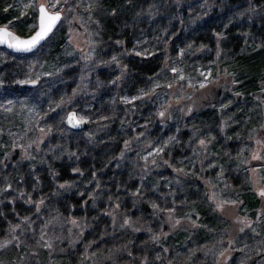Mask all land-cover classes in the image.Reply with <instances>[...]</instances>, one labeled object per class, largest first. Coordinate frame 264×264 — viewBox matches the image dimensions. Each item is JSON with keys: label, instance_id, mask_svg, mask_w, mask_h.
Wrapping results in <instances>:
<instances>
[{"label": "rangeland", "instance_id": "1", "mask_svg": "<svg viewBox=\"0 0 264 264\" xmlns=\"http://www.w3.org/2000/svg\"><path fill=\"white\" fill-rule=\"evenodd\" d=\"M2 2L18 15L0 26L20 36L36 30L39 5L61 12L62 21L32 53L0 49V61L7 63L0 66V204L23 203L5 218L0 264H264V80L246 92L241 77L226 76L232 70L221 62L228 56L214 50L197 58L184 40L175 43V53L156 75L128 89L125 58L154 51L186 22L173 34L170 21L158 24L161 31L148 26L150 32L123 50L112 40L101 42L98 18L115 12L104 0ZM226 2L173 0V6L185 10L193 24L240 15L247 32L264 25V11L242 12ZM63 26L62 55L45 65V47ZM246 39L247 49L262 47L259 37L247 33ZM206 105L214 108V121L201 125L194 114ZM70 110L85 124L83 131L64 124ZM114 126L125 137L116 163L132 166L141 186L131 210L107 190L108 220L88 214L70 220L22 179L71 154L70 143L80 135L98 141ZM14 150L21 158L8 161ZM171 161L179 170L170 171ZM14 170L19 180L10 179ZM252 197L260 205L253 207ZM145 199L151 212L140 205ZM163 210L169 213L165 223L157 217Z\"/></svg>", "mask_w": 264, "mask_h": 264}, {"label": "trees", "instance_id": "2", "mask_svg": "<svg viewBox=\"0 0 264 264\" xmlns=\"http://www.w3.org/2000/svg\"><path fill=\"white\" fill-rule=\"evenodd\" d=\"M226 1L227 5L239 8L238 10L242 12H245L246 7L254 14L256 11L259 13L264 11V0ZM104 3H109L115 12L113 15L98 18V33L101 42L105 43L106 40H112L117 47L123 50L131 49L135 39L142 38L141 36L146 29L150 32L148 26H156L161 31L158 24L167 26V22L170 21L169 27L172 26L173 32H171L173 34L176 30H179L181 20L187 23L183 24L184 27H181V31L171 39L169 35L163 39H161L163 36H157L161 37V43L157 45L154 51L141 54L134 53L125 58L123 62L128 74V89L143 86L147 79L156 75L162 67L169 63V58L175 53V43L184 40L188 42L191 51L197 55V58H203L206 54L213 56L214 50L215 55L219 53L220 55L223 54L224 57L228 56V59L221 62L223 67L232 70L226 76L231 78L232 76L229 75L241 77L243 87L247 88L246 92H254L259 87L260 81L264 80V25L258 28L253 27L252 30L247 32L248 25L244 23L245 21L240 15L225 20L227 22H216L213 18H209L203 22L193 24L186 21L185 10L173 6V0H104ZM143 12H147L149 17H142ZM13 13L18 15V12L14 11L13 5H10L8 9H4L3 2L0 0V21L2 23L9 22L13 17ZM165 13L166 16L161 18L160 16ZM253 23L256 22L253 21ZM22 31L28 33L30 29L27 31L23 28ZM159 31L158 34H160ZM65 33L66 28L63 26L54 33L46 45L43 54L46 61L45 65L55 64V59L62 55L60 47L65 39L67 40ZM247 33L249 36L259 37L262 47L256 48V50L247 49L244 46ZM170 36L172 35L170 34ZM6 65L5 60L0 61V66L4 67ZM61 72L66 73L68 71L64 68ZM234 87L238 88L235 85ZM109 94L105 95L106 99L110 96ZM219 97L220 90L215 91L213 103L217 102ZM213 114L214 108L206 105L194 114V119L196 121L198 119L201 125H210L214 121L211 118ZM118 126H114L109 133L102 132L98 141L93 140L90 143L89 138H86L84 134L80 135L78 140L70 143L71 154L55 160L52 166L43 167L38 173L30 174L27 171L22 179H26L25 182L28 181L31 188L35 186L37 195H43V198L51 200L56 212L68 216L70 220L83 217L86 214L90 218L100 216L108 220V214L110 213H107L104 209V202L106 201L104 195L107 190L115 194L116 200L121 201L123 205L125 204L126 210H131L138 199L139 194L136 190L141 186L134 178L135 172H133L134 168L132 166L125 164L121 167L116 163L115 159L121 151L122 143L125 141L121 128ZM184 132L187 131H182V133ZM177 152L174 151L172 156ZM20 155V151L14 150L6 158L12 162L14 159H20ZM176 167L175 163L171 161L170 171ZM177 170L179 169L172 171ZM19 172V170H14L10 179L19 180L21 177ZM254 202L253 207L260 205L259 197L254 199ZM149 204L147 200H142V203H140L145 212H151ZM22 205V202L14 205L11 202L0 204V235L4 233L8 226L6 219L11 217L10 214L13 211L20 210ZM24 206H27L25 202ZM168 214L166 210H163L161 213H157V217L165 223L166 219L164 218H167ZM167 228L168 226L165 224V232ZM178 234L180 235L182 232Z\"/></svg>", "mask_w": 264, "mask_h": 264}, {"label": "snow or ice", "instance_id": "3", "mask_svg": "<svg viewBox=\"0 0 264 264\" xmlns=\"http://www.w3.org/2000/svg\"><path fill=\"white\" fill-rule=\"evenodd\" d=\"M53 7H55V5H53ZM40 13V28L34 36L28 40H21L19 37L13 35L12 32L8 30L7 26H5L0 28V44H7L8 47L17 50H21V48L30 50L34 44L38 43L39 40L43 39L48 32L51 31L55 22L60 19L58 13L52 15L48 14L43 5L40 7ZM201 87H203V85H201ZM161 115H163V113H161ZM201 143H203V141H201ZM260 195L264 196V192H261Z\"/></svg>", "mask_w": 264, "mask_h": 264}, {"label": "water", "instance_id": "4", "mask_svg": "<svg viewBox=\"0 0 264 264\" xmlns=\"http://www.w3.org/2000/svg\"><path fill=\"white\" fill-rule=\"evenodd\" d=\"M45 7V10L48 14L52 15V14H59L60 16V19L58 21L55 22L54 26L52 27L51 31L48 32V34L41 40H39L38 43L34 44V46L31 47L30 50H24L23 48H21V50H17V49H14V48H10L7 46V44H0V48H5L7 49L8 51H10L11 53H16V54H28V53H32L34 52L36 49H38L40 46H42L46 41L47 39L52 35V33L56 30V28L60 25L61 21H62V13L61 12H51L47 9V7L45 5H43ZM40 7L41 5H39L38 7V12H37V28L36 30L31 34V35H28V36H20L19 34H17L16 32L12 31L11 29H9L8 27V30L12 32L13 35L19 37L21 40H28L30 39L32 36H34L36 34L37 31H39V28H40V17H41V13H40ZM5 26H0V28H3ZM71 118V120H70ZM64 124L73 129V130H76V131H80L84 128V123L83 121H81L76 113V111L74 110H70L68 113H67V116L65 118V121H64Z\"/></svg>", "mask_w": 264, "mask_h": 264}]
</instances>
